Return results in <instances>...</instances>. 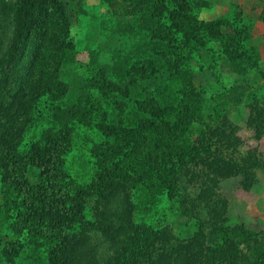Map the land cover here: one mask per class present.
<instances>
[{"label":"rangeland","instance_id":"1","mask_svg":"<svg viewBox=\"0 0 264 264\" xmlns=\"http://www.w3.org/2000/svg\"><path fill=\"white\" fill-rule=\"evenodd\" d=\"M40 1L35 21L34 16L29 19L28 6L21 8L26 19L21 13L16 16L20 0H0V59L10 48L14 28L27 32L31 27L33 43L42 49L54 34V23L61 16L65 19L63 38L72 43L75 59L61 67L59 75L69 87L60 100L70 126L63 168L77 189H98L86 204L83 221L74 219L67 231L69 239L75 235L83 243L86 237L104 239L98 248L92 242L89 253L77 250L70 264H140L146 248L158 250L163 245L159 243L164 242V236L153 239L147 232L129 227L120 233L118 227L128 223L169 231L173 239L165 243L167 251L183 253L181 245L196 236L203 242V253L211 258L214 245L224 240L232 245L235 264H264V121L257 131L245 125L250 110L247 105L254 108L264 97V0H186L190 12L216 26L221 36H203L206 43L187 57L183 75L172 74L165 67V63L176 62L175 57L167 54L159 59L157 46L146 42V37L120 28V16L129 10L130 0ZM100 70L102 78L119 80L126 95L123 91V95H103L97 86L90 89L87 81L83 82L87 76L97 79ZM1 77L0 69V95L7 87ZM244 83L247 89L236 97L230 87ZM134 99L161 106L163 117L170 122L181 119L188 110L195 111L196 119L190 120L184 133L188 144L181 148L187 155L174 157L173 136H165L169 134L166 125L158 120L156 130L141 129L151 140L140 150L136 148L131 134L142 126L125 111L126 106L134 112ZM187 99L196 106L184 107ZM39 107L29 110L33 125L22 132L17 150L28 149L42 127L51 126L48 116L37 115ZM222 117L235 127L237 143L227 146L225 139L217 141L215 134L210 136L216 126L227 130L228 125H220ZM7 131L0 126L1 139L8 137ZM170 142L172 146L162 145ZM190 153L194 160L189 159ZM152 156L160 163L165 161L166 173L144 175L143 169L152 166ZM216 158L220 165L212 170L216 163L210 162ZM102 167L110 170L108 177L114 178L113 183L108 178L103 184L95 182ZM25 176L31 181L39 177L32 169ZM1 178L2 168L0 264H49L48 243L43 238L37 240V235L32 238L14 230L13 196ZM216 224H242L259 234L221 236L212 231ZM144 241L147 244H142ZM206 245L211 250L205 249Z\"/></svg>","mask_w":264,"mask_h":264},{"label":"trees","instance_id":"2","mask_svg":"<svg viewBox=\"0 0 264 264\" xmlns=\"http://www.w3.org/2000/svg\"><path fill=\"white\" fill-rule=\"evenodd\" d=\"M39 1L20 0L18 15L16 14V16L20 17L19 14L21 13L26 19V15L21 8L28 6L29 19L34 20V16L36 21L38 9L40 8ZM129 6L130 8L126 14L120 16L122 17L120 28L127 30L126 32L130 34L139 32L140 36L146 37V42H149L152 46H157L156 55L159 56V59L163 60L167 54L175 57L176 62L165 63L167 71L175 75L177 73L183 75L186 72L185 60L187 57H191L195 50L197 52L198 47L206 43L203 36L208 38H220L221 36L216 26L198 20L190 12L186 0H130ZM2 18V15H0V28L3 26L1 24ZM19 19L23 20L22 17ZM66 26L65 19L62 16L59 17V22H55L53 26L56 27L54 34L46 41L48 46L44 45L42 49H38L34 45L35 35L33 36L34 31L31 27L27 28V32L23 29L14 28L13 35L11 34L10 48L5 54V58L0 59L1 78H3L4 84L7 85L6 88H2L4 91L0 95V126H3V130L8 129V137L0 138L1 179L13 196L11 203L14 205L12 209L14 230L17 234L28 233L32 238L33 235H37V240L43 238L44 240H42L48 243L49 264H70L69 260L74 258L76 251L80 248L84 249L82 250L83 253H89L88 251L92 250L90 248L92 242L95 243L96 248L104 242L101 237H86L84 243L75 235L69 239L70 234L67 231L72 228L74 219L83 221L86 204L91 196L97 194L98 189H92L91 191L88 188L87 190L77 189L75 183L65 174L63 168L64 153L69 148L68 132L70 126L67 125L68 120L64 115L63 108L66 106L60 100L68 93L69 87L67 82L59 80V75L60 68L72 63L75 59V50L72 43L65 41L63 38V33L67 29ZM42 38L45 39V36L43 35ZM241 72L243 73V71ZM102 74L103 71L100 70L96 74L98 75L97 79L87 76V79H83V82L86 83L87 81L88 85L91 86L90 89L97 86V89L101 90L103 95L106 92L110 94L117 92L126 95L125 87L119 85V80H106L102 78ZM246 86L247 83H244L231 86L230 89L234 91L236 97H240L247 89ZM185 88L188 93L190 85ZM187 100L183 103L184 107L192 104V100ZM134 103L136 105L134 112L126 106L125 111L127 116L131 114L135 118V122L139 121V126H142L131 134L135 138L136 148L140 150L144 144L151 140L145 133L144 135L141 134V129L144 130L148 127V129L156 130L157 124L155 121L158 120L160 121L159 124L166 125L165 130L169 134H165V136H173V143L175 142L177 147L174 157L183 158L187 155L181 148L188 144L184 133L191 124L190 120L196 119L193 118L194 110H188L187 114L181 115V119L170 122L163 117L165 112L161 111L164 110L161 106L156 108L153 105H147L148 103L143 100L135 101V99ZM262 103L263 105H261ZM37 104L40 105V111L37 112V115L39 114L40 118L48 116L51 126L42 127L39 137L30 143L28 149L17 150L16 146L19 145V141L22 139V132L26 127L33 125L34 118L28 112ZM261 104L253 105L254 108L251 104L247 105L250 110L245 119V125L248 128L253 127L252 129L255 131L264 121V97ZM127 105L131 108L128 103ZM192 105L196 106V104ZM256 108H259V110L255 111ZM19 119L21 121H18ZM222 119L220 125H228L227 130L225 132L223 129L217 130L219 127L216 126L209 132L210 136L215 134L217 141L225 139L227 146L237 143L239 138L233 136L235 127L229 122L226 124L225 117H222ZM217 131L220 132V135ZM12 141L14 145H12ZM171 143H162V145L172 146ZM124 144L126 145V141ZM164 158H161V162ZM189 159L194 160V154L190 153ZM158 160L155 156L150 157L152 166L150 170L143 169L144 175L152 176L153 173L162 175L168 171L164 167L165 161L160 163ZM182 160L181 164H184L186 161ZM253 161L256 160L253 159ZM214 162L216 165L212 170H217L220 162L216 158L210 163ZM103 168L95 175V182L103 184L108 178L113 183L114 178L108 177V175H111L110 170ZM28 169H32L38 174L39 177L35 181H31L25 176ZM104 188L105 190L109 189L110 183ZM93 209L97 210L95 207ZM128 224L118 227L120 233H124L125 228L129 227L134 228L136 232L145 231L152 235L153 239L159 236L165 237V240H161L164 242L159 243L163 245L158 250L151 247L144 250L140 264H235L234 256L232 257L230 251L232 245L224 240H222V243L214 245L213 250L208 245L205 246V249L208 248L214 253L213 258L203 253V242L198 240L196 236L181 245L184 252L180 254L174 250H164L165 243L173 239L169 231H164V229L154 230L151 227H143L135 223ZM212 231L221 236L239 234L247 238L259 234V232L242 224L232 226L216 224L212 227ZM42 235H47L49 238ZM36 243L38 244L37 241ZM152 243L153 241L148 244L152 245ZM142 244H147V242L144 241Z\"/></svg>","mask_w":264,"mask_h":264}]
</instances>
